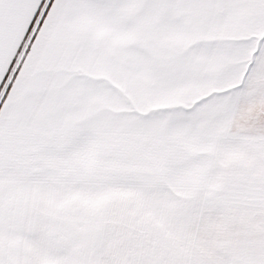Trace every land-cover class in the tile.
I'll return each instance as SVG.
<instances>
[{
	"label": "snow or ice",
	"instance_id": "obj_1",
	"mask_svg": "<svg viewBox=\"0 0 264 264\" xmlns=\"http://www.w3.org/2000/svg\"><path fill=\"white\" fill-rule=\"evenodd\" d=\"M0 264H264V0H0Z\"/></svg>",
	"mask_w": 264,
	"mask_h": 264
}]
</instances>
